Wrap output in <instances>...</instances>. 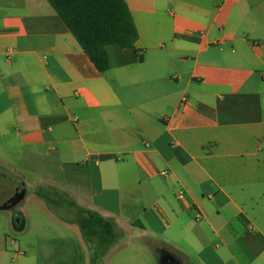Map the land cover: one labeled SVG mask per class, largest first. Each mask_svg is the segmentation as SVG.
I'll use <instances>...</instances> for the list:
<instances>
[{"label":"crops","instance_id":"0c3cea01","mask_svg":"<svg viewBox=\"0 0 264 264\" xmlns=\"http://www.w3.org/2000/svg\"><path fill=\"white\" fill-rule=\"evenodd\" d=\"M125 2L137 39L99 72L47 0H0V204L62 189L120 232L102 264H264V0ZM44 203L60 230L0 215V264H88Z\"/></svg>","mask_w":264,"mask_h":264},{"label":"trees","instance_id":"16d2710c","mask_svg":"<svg viewBox=\"0 0 264 264\" xmlns=\"http://www.w3.org/2000/svg\"><path fill=\"white\" fill-rule=\"evenodd\" d=\"M99 72L108 68L105 47L133 48L137 29L125 0H47ZM140 60L141 57L138 56ZM47 205L65 207L87 247L88 264L100 260L121 236L112 219L78 205L66 193L38 187L35 191Z\"/></svg>","mask_w":264,"mask_h":264},{"label":"rangeland","instance_id":"374dc122","mask_svg":"<svg viewBox=\"0 0 264 264\" xmlns=\"http://www.w3.org/2000/svg\"><path fill=\"white\" fill-rule=\"evenodd\" d=\"M7 156L8 153L6 148L2 145V143H0V158L6 159ZM13 179L15 180L12 172L8 169L7 165L0 162V200L5 193L9 194L10 190H12L13 185L11 183H13V181L11 180ZM39 186L49 189L55 188L58 191L66 193L62 189L53 186L51 184L42 183L41 185H37L35 188ZM33 190L34 187L32 185L28 186L26 188V194L23 197V199L20 200L10 210L8 209L0 210V215L11 213V211H21L25 219V227L23 229L24 232H22L23 234H25L30 228L34 229L35 233L41 232V233H48L49 235H51L55 231H59L60 228L59 225L56 224L55 222L56 220L53 219V217L49 214V212L44 210V208L42 207V203H44L43 200L41 198H38L36 194H34ZM66 197L69 198L67 193H66ZM44 204L47 207V209H49L50 213H53L55 217H61L64 219H70L72 217L71 211H69L65 207H55V206L53 207L47 205L46 203ZM9 229L12 231V227ZM115 255L116 256L114 257V259L113 258L111 259V264H137L135 258H133L131 261L125 260L121 252H117ZM103 258L100 260V264H102Z\"/></svg>","mask_w":264,"mask_h":264},{"label":"water","instance_id":"95a60500","mask_svg":"<svg viewBox=\"0 0 264 264\" xmlns=\"http://www.w3.org/2000/svg\"><path fill=\"white\" fill-rule=\"evenodd\" d=\"M25 190L22 188L20 190L16 189V191L7 198L3 203L0 204V210H6L10 209L11 207H14L24 196ZM14 226L18 228L19 225H21V218L19 216L14 217ZM161 264H178L177 262H172V260H165L164 258H161Z\"/></svg>","mask_w":264,"mask_h":264},{"label":"built area","instance_id":"2783aa9c","mask_svg":"<svg viewBox=\"0 0 264 264\" xmlns=\"http://www.w3.org/2000/svg\"><path fill=\"white\" fill-rule=\"evenodd\" d=\"M162 173H165V171H163ZM179 195H181V193H179ZM195 219H196V220H198V219H199V214H198V213L196 214V217H195Z\"/></svg>","mask_w":264,"mask_h":264},{"label":"flooded vegetation","instance_id":"af4514ba","mask_svg":"<svg viewBox=\"0 0 264 264\" xmlns=\"http://www.w3.org/2000/svg\"><path fill=\"white\" fill-rule=\"evenodd\" d=\"M9 197H10V196H9ZM9 197H8V198H9Z\"/></svg>","mask_w":264,"mask_h":264}]
</instances>
